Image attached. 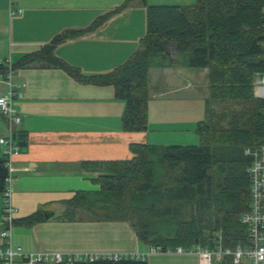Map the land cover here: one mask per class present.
Returning a JSON list of instances; mask_svg holds the SVG:
<instances>
[{
	"label": "trees",
	"instance_id": "1",
	"mask_svg": "<svg viewBox=\"0 0 264 264\" xmlns=\"http://www.w3.org/2000/svg\"><path fill=\"white\" fill-rule=\"evenodd\" d=\"M135 1L147 7V31L120 66L86 74L55 54L58 44L96 30ZM37 65L60 68L80 83L113 86L116 97L126 102L123 129L134 132L149 127L151 69H207L204 116L196 126L200 143H133L131 158L83 161L84 169L100 172L94 180L101 188L76 192L66 202L67 212L83 208L100 220L128 222L143 244L163 250L213 247L219 234L225 247L247 243L249 230L241 218L250 208L248 169L255 157L246 149L264 144V98L255 94L256 79L264 75V0H195L189 5L125 0L89 27L66 30L11 63L16 70ZM9 70V63L0 61V75L5 77ZM14 126V143L22 150L28 146V133ZM4 147L0 144V193L9 173ZM43 220L38 210L14 219V224L30 226ZM71 264L148 261L123 257ZM216 264L235 263L226 256Z\"/></svg>",
	"mask_w": 264,
	"mask_h": 264
},
{
	"label": "crops",
	"instance_id": "2",
	"mask_svg": "<svg viewBox=\"0 0 264 264\" xmlns=\"http://www.w3.org/2000/svg\"><path fill=\"white\" fill-rule=\"evenodd\" d=\"M124 1L0 0V61L14 64L66 30L89 27ZM147 2L189 5L195 0ZM146 31L147 7L135 1L96 30L58 44L55 54L86 74L106 73L129 58ZM168 52L174 56L172 49ZM202 70L203 85L196 69H151L149 127L134 132L123 129L126 102L116 97L113 86L80 83L55 67L18 69L13 81L25 87L23 96L14 99L21 116L17 129L27 131L28 146L10 157L14 218L38 210L52 215L30 226L15 223L13 245L27 253H147L152 246L143 244L128 222L100 220L83 208L69 214L66 202L78 191L101 188L94 180L100 172L84 169L83 161L131 158L133 143H199L201 91L205 107L208 86V71ZM7 89L8 84L0 82V94ZM7 135L0 113V139ZM3 204L0 193V228ZM145 259L148 264H205L194 253H154Z\"/></svg>",
	"mask_w": 264,
	"mask_h": 264
},
{
	"label": "built area",
	"instance_id": "3",
	"mask_svg": "<svg viewBox=\"0 0 264 264\" xmlns=\"http://www.w3.org/2000/svg\"><path fill=\"white\" fill-rule=\"evenodd\" d=\"M21 10L12 11L13 15L20 13ZM8 74L4 77L0 75V82L8 84L9 88L4 94H0V111L5 115L8 121V135L0 139V144L4 145V153L8 157V177L6 178V188L4 193V204L2 211V224L0 228V264H71L76 260H99L112 259L119 260L123 257H141L146 258L149 254L177 252L194 253L201 256L205 264H216L222 261L226 256H231L235 264H264V144L254 151L246 149L247 153H253L255 159L249 167L251 177L250 208L241 218L242 222L248 226L247 243H239L235 248L225 247L222 235L219 234L213 247H203L196 245L190 249H184L178 246L175 250H163L161 247H150L147 253H88L84 255L71 253H49L39 251L36 253H27L21 247L13 245L12 227L14 225V207L11 201L12 184V164L11 155L19 152V147L14 143L13 128L21 121V116L14 107V99L23 96L25 83L16 84L13 81L16 69H12L10 61ZM17 88L18 90H16ZM255 94L264 98V75L256 79ZM14 126V127H13Z\"/></svg>",
	"mask_w": 264,
	"mask_h": 264
},
{
	"label": "rangeland",
	"instance_id": "4",
	"mask_svg": "<svg viewBox=\"0 0 264 264\" xmlns=\"http://www.w3.org/2000/svg\"><path fill=\"white\" fill-rule=\"evenodd\" d=\"M193 4V3H192ZM203 70L202 69H197V72H199V75L201 76V72H202ZM196 72V73H197ZM199 75H198V77H199ZM201 82L202 81H204L203 79H202V76H201V80H200ZM205 83V81L202 83V85ZM203 96H204V92L203 91H201V113L203 112V110H204V101H203ZM200 143V142H199ZM199 143H197V144H199ZM188 144V143H187ZM193 144V143H192ZM1 221H2V219H1Z\"/></svg>",
	"mask_w": 264,
	"mask_h": 264
},
{
	"label": "water",
	"instance_id": "5",
	"mask_svg": "<svg viewBox=\"0 0 264 264\" xmlns=\"http://www.w3.org/2000/svg\"><path fill=\"white\" fill-rule=\"evenodd\" d=\"M44 215L46 218H49L52 215V213H50L49 211H44Z\"/></svg>",
	"mask_w": 264,
	"mask_h": 264
}]
</instances>
